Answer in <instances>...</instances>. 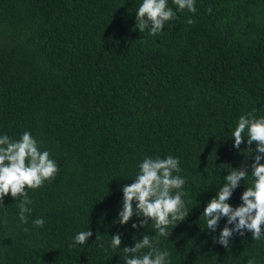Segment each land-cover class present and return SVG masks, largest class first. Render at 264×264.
Instances as JSON below:
<instances>
[{"label": "trees", "instance_id": "1", "mask_svg": "<svg viewBox=\"0 0 264 264\" xmlns=\"http://www.w3.org/2000/svg\"><path fill=\"white\" fill-rule=\"evenodd\" d=\"M141 3L0 0V136L30 132L58 166L53 180L26 189V224L23 198L4 197L0 264H125L123 248L145 234L169 264H264V236L234 233L226 248L215 238L227 218L212 231L202 215L230 169L249 172L234 208L253 181L255 143L245 133L237 149L231 134L240 116L264 117V0H195V13L168 0L175 18L156 35L136 27ZM169 155L186 180L187 217L167 237L151 221L139 227L143 217L121 225L122 188L145 157ZM87 230V242L70 247Z\"/></svg>", "mask_w": 264, "mask_h": 264}, {"label": "clouds", "instance_id": "2", "mask_svg": "<svg viewBox=\"0 0 264 264\" xmlns=\"http://www.w3.org/2000/svg\"><path fill=\"white\" fill-rule=\"evenodd\" d=\"M179 10L196 12L195 0H173ZM211 9H209V12ZM175 18V12L168 7V0H142L136 12V27L141 31L149 30L150 35H156L163 30L164 24ZM194 21L189 19L188 23ZM245 133L247 145L255 143V149L249 147L247 154L254 151V162L251 165L253 181L241 195L242 203L233 207L228 203L233 191L245 180L249 174L246 167L230 169L224 177L223 186L216 195L209 200L203 209L207 229L215 231L222 217L227 218L225 227L215 238L224 247H229V240L234 233L244 235L247 230L252 233L253 240L264 236V117L256 118L253 114L239 117L237 126L232 132L234 147L239 149L244 143ZM179 159L169 155L166 158L145 157L138 165L139 172L131 184L122 188V209L118 213V222L127 224L132 217H143L139 227H144L151 221L159 236L167 237L170 233L168 226L177 221H183L189 212L185 211V201L182 198L186 180L174 173L180 172ZM58 172L55 160L50 158L47 150L41 151L39 144L30 132L22 133L19 140H12L6 134L0 136V205L9 194L15 200L23 199L18 204L19 219L28 222V207L32 203L26 189H38L45 181H51ZM175 190V191H174ZM135 202V208L133 203ZM6 222V221H5ZM36 227H43L44 220L38 218L33 221ZM177 225V224H176ZM234 225V227H228ZM137 228V224L132 225ZM93 233L90 230L81 231L74 236V243L70 245H84ZM98 235L97 238L98 239ZM122 243L119 233L111 236L110 246L120 248ZM148 249L146 253L142 250ZM125 264H169L170 253L161 251L153 245V236L144 235L136 240L134 246L123 248ZM248 264H254L249 260Z\"/></svg>", "mask_w": 264, "mask_h": 264}]
</instances>
